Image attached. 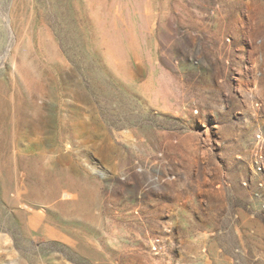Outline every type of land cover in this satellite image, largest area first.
<instances>
[{"label":"rangeland","instance_id":"rangeland-1","mask_svg":"<svg viewBox=\"0 0 264 264\" xmlns=\"http://www.w3.org/2000/svg\"><path fill=\"white\" fill-rule=\"evenodd\" d=\"M0 264H264V0H0Z\"/></svg>","mask_w":264,"mask_h":264}]
</instances>
